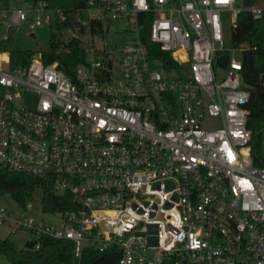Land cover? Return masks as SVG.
I'll return each mask as SVG.
<instances>
[{
  "label": "built area",
  "instance_id": "built-area-1",
  "mask_svg": "<svg viewBox=\"0 0 264 264\" xmlns=\"http://www.w3.org/2000/svg\"><path fill=\"white\" fill-rule=\"evenodd\" d=\"M245 1L87 0L75 80L40 54L11 68L0 52V171L45 179L41 209L58 219L29 216L31 199L20 220L0 205V224L29 229L34 249L42 235L70 240L76 258L115 247L118 264H264V131L257 149L245 48L225 33L263 18L264 1ZM7 13L33 31L57 12L40 0ZM118 22L117 53L96 38Z\"/></svg>",
  "mask_w": 264,
  "mask_h": 264
},
{
  "label": "trees",
  "instance_id": "trees-1",
  "mask_svg": "<svg viewBox=\"0 0 264 264\" xmlns=\"http://www.w3.org/2000/svg\"><path fill=\"white\" fill-rule=\"evenodd\" d=\"M32 1L36 3L40 0ZM43 1L57 13L55 31L51 30L50 33V45L42 48L38 54L41 55L43 63L46 65L58 63V68L75 80L77 65L85 60L82 42L76 38L75 31L83 16L87 0ZM250 1L255 3L264 0ZM8 2L9 0H0V10L7 9ZM12 28H9V36L0 41V52L9 54L11 68L28 66L36 54L14 47ZM67 31L74 34L71 38L63 40L62 37ZM232 44L245 48L242 76L251 91V101L247 105L250 112L248 127L253 131L255 147L258 149L264 131V84L260 78L261 74L264 75V16L255 21L250 16L242 15L233 33ZM229 56L228 53H221L219 62L222 66L227 67ZM150 57L152 60L160 59L167 65L174 66L171 57L157 49H151ZM37 191L44 194L50 191L45 179L25 173L0 171V201L6 195H10L19 205L25 206ZM39 242V249L30 250L19 248L10 238L0 239V254L6 256L11 264H118L120 257L119 249L114 247L106 252L86 249L81 258H76L74 244L70 240L42 235Z\"/></svg>",
  "mask_w": 264,
  "mask_h": 264
},
{
  "label": "rangeland",
  "instance_id": "rangeland-1",
  "mask_svg": "<svg viewBox=\"0 0 264 264\" xmlns=\"http://www.w3.org/2000/svg\"><path fill=\"white\" fill-rule=\"evenodd\" d=\"M244 0H239V3H242ZM33 6L32 0H9L7 15L17 10L28 11L31 10ZM55 19L52 18L51 21H44L41 26H37L33 31H30L28 27L23 24L15 25L9 18H4L0 14V41L9 36V28L13 27V38H14V47L16 49L33 51L35 54L42 48H47L50 45V33L51 30L55 31ZM85 20H89L88 16H85ZM125 25L122 22H118L112 29L110 34H105L96 38V42L99 46L106 47L108 51H115L118 53L121 44L125 40L124 32ZM226 46L232 48V29L230 26H226ZM31 34H34L33 37ZM72 31H67L63 35L62 39L67 40L73 36ZM86 38L90 37V34L87 33ZM239 56V55H238ZM159 68V67H158ZM116 69H120L116 65ZM159 70L166 77H175L180 74L177 72H164L162 69ZM181 76V75H180ZM207 124H214L208 122ZM43 199V192L37 191L30 201L33 204V208L29 211L28 215L33 217L36 221L44 219L46 222L51 224H56L58 222L57 217L49 216L45 214L41 209V202ZM0 205L6 207L10 212L11 217L14 219L20 220L22 215L25 213L23 207L19 205L10 195H6L0 201ZM10 238L19 248H26V244L35 239V235L29 230L24 228H18L15 220L8 219L5 223L0 224V239ZM0 264H11L6 256L0 254Z\"/></svg>",
  "mask_w": 264,
  "mask_h": 264
},
{
  "label": "water",
  "instance_id": "water-1",
  "mask_svg": "<svg viewBox=\"0 0 264 264\" xmlns=\"http://www.w3.org/2000/svg\"><path fill=\"white\" fill-rule=\"evenodd\" d=\"M250 3H251L250 0H246L245 3H244V5H245V6H249ZM107 26H108V28H109V26H110V20H108V25H107ZM31 35H32L33 37L35 36L34 34H31ZM107 56H108V58L110 59V66H111V65H112V61H113V58H114V55H113V54H108ZM35 245H36V242H35V241H30V242H28V243L26 244V248L32 250V249H34Z\"/></svg>",
  "mask_w": 264,
  "mask_h": 264
},
{
  "label": "crops",
  "instance_id": "crops-1",
  "mask_svg": "<svg viewBox=\"0 0 264 264\" xmlns=\"http://www.w3.org/2000/svg\"><path fill=\"white\" fill-rule=\"evenodd\" d=\"M4 10H6V9H4ZM0 11H2V9Z\"/></svg>",
  "mask_w": 264,
  "mask_h": 264
}]
</instances>
